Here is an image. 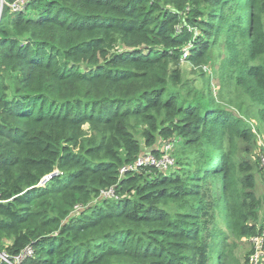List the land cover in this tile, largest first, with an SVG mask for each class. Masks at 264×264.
<instances>
[{
    "label": "trees",
    "instance_id": "obj_1",
    "mask_svg": "<svg viewBox=\"0 0 264 264\" xmlns=\"http://www.w3.org/2000/svg\"><path fill=\"white\" fill-rule=\"evenodd\" d=\"M14 2L0 19V255L249 264L236 251L264 236L256 134L179 65L188 45L194 66L217 50L221 86L242 91L264 122V0ZM160 140L179 147L176 172L121 174L143 147L160 156Z\"/></svg>",
    "mask_w": 264,
    "mask_h": 264
},
{
    "label": "rangeland",
    "instance_id": "obj_2",
    "mask_svg": "<svg viewBox=\"0 0 264 264\" xmlns=\"http://www.w3.org/2000/svg\"><path fill=\"white\" fill-rule=\"evenodd\" d=\"M213 49L211 51L210 57L207 60V63L200 66H194L190 64L187 60L180 62L181 77L184 82H188L190 87L195 90H200L205 93L211 92V95L217 99L221 106L225 107L227 111H230L236 117H242L247 123H249L253 128V133L256 134L255 143L250 144L251 153L249 155L250 163H253L256 158H262V151H264V122L258 116V107L253 105L247 96L244 93L232 85L221 86V80L219 77V67L222 62L223 55ZM222 89V90H221ZM240 105L241 110L237 108V105ZM143 127L139 126L138 130H141ZM260 140V142H259ZM162 140L159 141V146H161ZM165 142H170L171 147V157L177 160V150L178 146L175 147V142L173 140H166ZM157 144V145H158ZM143 154H146L149 149L143 147ZM192 154L190 160L195 158L194 148H190ZM188 150L187 153H191ZM179 164V163H178ZM193 164V163H191ZM179 165H175V168L170 170V173L177 171ZM264 168V165H261ZM169 174V173H168ZM256 177V196L261 199V213L260 216L264 213V169L262 173L255 174ZM42 186V184H40ZM223 213H225V207L223 208ZM245 250V251H244ZM251 251V246L247 243L241 245L236 251L239 259H242L244 254H249Z\"/></svg>",
    "mask_w": 264,
    "mask_h": 264
},
{
    "label": "built area",
    "instance_id": "obj_3",
    "mask_svg": "<svg viewBox=\"0 0 264 264\" xmlns=\"http://www.w3.org/2000/svg\"><path fill=\"white\" fill-rule=\"evenodd\" d=\"M25 0H15L14 4L10 5L11 8L14 11L20 10L19 5L23 4ZM5 6V0H0V19L3 7ZM189 45L184 48L182 52V59L187 60L189 56ZM171 147L172 145L170 143H162L159 147L160 150V156L155 157L152 155L151 151L149 150V153L142 154L136 162L129 166L128 168H123L121 170V174L125 173L126 171H136L138 168L145 167V166H151L157 169L160 172H169L170 170L175 168L176 162L175 159L169 155L171 153ZM262 163L261 165H264V157L261 159ZM263 168V166H262ZM264 169V168H263ZM50 177L45 178L41 184L43 185L45 181H47ZM114 196V190L109 189L107 191L101 192L100 199L104 197H113ZM247 243L251 246V251L249 254L248 262L249 264H264V236L258 235L256 237L250 238ZM32 256V250L30 248H26L22 253L19 255L9 258L8 256L2 254L0 255V259L2 262L6 264H21L23 260L28 257Z\"/></svg>",
    "mask_w": 264,
    "mask_h": 264
},
{
    "label": "water",
    "instance_id": "obj_4",
    "mask_svg": "<svg viewBox=\"0 0 264 264\" xmlns=\"http://www.w3.org/2000/svg\"><path fill=\"white\" fill-rule=\"evenodd\" d=\"M147 153H149V151H148ZM1 255H2V254H1Z\"/></svg>",
    "mask_w": 264,
    "mask_h": 264
}]
</instances>
